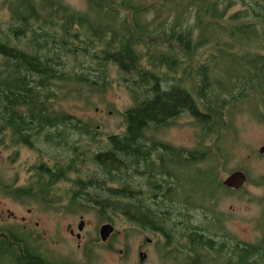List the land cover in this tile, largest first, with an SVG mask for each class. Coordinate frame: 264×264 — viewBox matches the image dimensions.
I'll return each mask as SVG.
<instances>
[{
	"label": "trees",
	"instance_id": "trees-1",
	"mask_svg": "<svg viewBox=\"0 0 264 264\" xmlns=\"http://www.w3.org/2000/svg\"><path fill=\"white\" fill-rule=\"evenodd\" d=\"M168 1L88 0L91 13L62 0L3 1L0 148L28 145L40 158L43 146L57 148L54 156L48 151L54 166L42 159L35 166L33 188L46 202L68 181L69 204L86 200L102 218L127 215L145 203L143 195L130 199L134 187H187L186 167L211 160L196 174L205 187L225 188L216 163L230 159L223 142L235 109L252 99L264 109V0H185L173 10ZM80 57H90L105 75L115 66L133 101L123 113L124 133L109 135V147L94 153L82 138L91 133L89 123L53 106L69 84L106 89V79L93 81L75 65ZM185 112L200 127L194 150L155 137ZM89 154L96 169L86 177L78 166ZM198 239L207 238L198 233ZM233 248L238 264H264V235Z\"/></svg>",
	"mask_w": 264,
	"mask_h": 264
},
{
	"label": "rangeland",
	"instance_id": "rangeland-1",
	"mask_svg": "<svg viewBox=\"0 0 264 264\" xmlns=\"http://www.w3.org/2000/svg\"><path fill=\"white\" fill-rule=\"evenodd\" d=\"M3 1L0 0V19H7L8 11L3 7ZM62 1L77 11L91 13L88 0ZM142 1L149 3L155 0ZM181 1L185 2V0H169L168 9L173 10L176 4L181 3ZM238 7L236 6L234 9ZM154 15L155 12L148 13L146 20H152ZM91 16L95 17L93 14ZM75 65L82 68L93 81L101 82L106 79L108 82L106 89L95 91L93 88L90 90L87 86L79 89V85L69 84L59 90L61 96L53 100V106L57 111L74 114L89 123L91 133L82 136L84 142L90 145L88 148L89 153L105 150L109 147V135L123 134L125 131L126 124L123 113L133 104L131 94L122 80V74L115 66H111L110 71L105 75L101 70L94 69L96 65L92 64L90 57H80ZM250 101V103L239 104L236 107L232 129H230L227 139L223 142L230 154L229 161L226 164L216 163L221 181L237 169L246 171L249 181L240 192H231L227 195L226 191H220L223 196L216 199L215 208L220 215L227 216L225 228L231 236L233 235L237 240L256 242L264 235V151H261L264 147V117L260 112V110L264 112V109L258 107L253 99ZM199 132L200 127L197 126L196 121L188 114H183L176 123L164 128L159 136L176 146L192 149L198 146ZM74 140H79L77 134H75ZM43 148L46 153L41 158L38 150L27 149L23 146L10 149L0 148V183L14 187L29 185L35 164H38L40 159L47 161L48 158H51L48 151L51 152L52 156L57 151V148L50 145L43 146ZM67 153L69 154V152ZM89 155L84 156V160L78 166L79 173L87 177L92 175L96 169L91 160V155ZM207 162L199 164V166L204 169L214 165L212 160ZM196 172L195 167L186 169V177L189 180L187 186L202 190L205 188L202 182L203 177L197 175ZM70 175L76 177L77 174L71 173ZM56 188V194H58L55 199L56 202L61 205L67 201L70 203V195H66L70 190V182L61 181ZM58 198H61L62 202L58 201ZM0 202L10 207L15 204L9 196L6 197L2 192H0ZM23 203L37 202L27 200ZM39 203L41 202L39 201ZM89 207L90 205L84 200L81 204H74L75 210L71 213L66 211H40V216L52 222L51 225L60 228L68 223L77 225L82 216L83 221H86L85 235L98 237L101 216L96 209ZM206 214L203 210H198L195 213V219L198 222L203 220L202 223H206V219L203 218ZM114 224L116 226L115 233L118 231L117 235L120 238L129 237V239H117L116 251L121 250L123 247L132 253L137 251L138 243L143 241L139 238L144 235L140 228L130 225L121 216L117 215ZM98 251L104 253L106 249L100 248Z\"/></svg>",
	"mask_w": 264,
	"mask_h": 264
},
{
	"label": "flooded vegetation",
	"instance_id": "flooded-vegetation-1",
	"mask_svg": "<svg viewBox=\"0 0 264 264\" xmlns=\"http://www.w3.org/2000/svg\"><path fill=\"white\" fill-rule=\"evenodd\" d=\"M180 117L178 116L177 120ZM177 120L172 121V124ZM162 130L155 133V137L162 143L183 147L160 138ZM20 146L34 149L28 145ZM10 148L5 145L2 149ZM51 161H54L52 157L46 162L54 166ZM199 164L200 162H193L186 168L195 167L198 171ZM131 170L132 168L130 172ZM34 172L29 185L15 186L13 189L0 186V192L6 197L9 196L15 203L10 207L0 202V264H238L239 255L232 251L233 247L236 244L253 243L231 236L225 228L227 216L220 215L215 208L216 199L223 196L220 191L224 190L229 195L231 192L242 191L243 187H205L202 190L188 186L150 189L134 187L130 199L135 200V194H138L143 195L145 201L134 206V210H143L144 213L135 214L132 213L134 210H130L127 215L113 214L111 218L101 217L99 236L89 237L85 235L86 221H83L82 216L77 225L68 223L62 228L51 225L52 222L40 216V211L71 213L75 208L68 201L63 205L58 204L55 200L56 189L50 192L49 201L46 202L38 194L39 190L33 188ZM16 189H26L28 192L15 194L13 191ZM167 195L172 197L168 198ZM61 198H58V201L62 202ZM27 200L37 203L24 204L23 201ZM198 210L207 213L203 217L206 223L195 219ZM116 215L144 233L139 238L143 241L138 243L134 253L124 247L116 251L117 239H129L128 236L120 238L118 231L115 233ZM104 224L114 226L113 232L105 238L100 233ZM198 233H203L207 239H198ZM100 248L106 249V252H99Z\"/></svg>",
	"mask_w": 264,
	"mask_h": 264
},
{
	"label": "water",
	"instance_id": "water-1",
	"mask_svg": "<svg viewBox=\"0 0 264 264\" xmlns=\"http://www.w3.org/2000/svg\"><path fill=\"white\" fill-rule=\"evenodd\" d=\"M261 151H264V147H262ZM247 182V175L242 170H235L231 172L224 180L223 184L229 188L239 189L243 187ZM83 224H81L82 228ZM114 230V227L111 224H104L101 229L100 233L103 238L107 237L111 234Z\"/></svg>",
	"mask_w": 264,
	"mask_h": 264
},
{
	"label": "bare ground",
	"instance_id": "bare-ground-1",
	"mask_svg": "<svg viewBox=\"0 0 264 264\" xmlns=\"http://www.w3.org/2000/svg\"><path fill=\"white\" fill-rule=\"evenodd\" d=\"M180 114V113H179ZM183 113H181L180 115H182ZM180 115H179V117H180ZM178 117V116H177ZM177 117H172V119H170V120H174V121H176L177 120ZM109 142V141H108Z\"/></svg>",
	"mask_w": 264,
	"mask_h": 264
}]
</instances>
